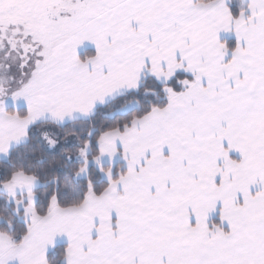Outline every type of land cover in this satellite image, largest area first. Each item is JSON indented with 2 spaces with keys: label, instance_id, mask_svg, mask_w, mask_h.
I'll return each mask as SVG.
<instances>
[{
  "label": "snow or ice",
  "instance_id": "1",
  "mask_svg": "<svg viewBox=\"0 0 264 264\" xmlns=\"http://www.w3.org/2000/svg\"><path fill=\"white\" fill-rule=\"evenodd\" d=\"M0 264H264V0H0Z\"/></svg>",
  "mask_w": 264,
  "mask_h": 264
}]
</instances>
